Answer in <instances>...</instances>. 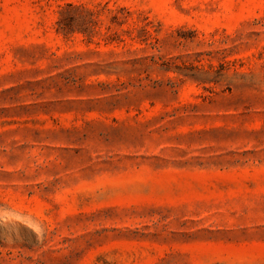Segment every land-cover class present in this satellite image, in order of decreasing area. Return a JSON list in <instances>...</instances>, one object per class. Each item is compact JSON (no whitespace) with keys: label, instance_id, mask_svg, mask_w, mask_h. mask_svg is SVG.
<instances>
[{"label":"rangeland","instance_id":"1","mask_svg":"<svg viewBox=\"0 0 264 264\" xmlns=\"http://www.w3.org/2000/svg\"><path fill=\"white\" fill-rule=\"evenodd\" d=\"M0 264H264V0H0Z\"/></svg>","mask_w":264,"mask_h":264}]
</instances>
